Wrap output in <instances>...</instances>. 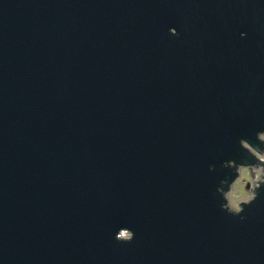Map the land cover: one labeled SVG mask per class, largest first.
Returning a JSON list of instances; mask_svg holds the SVG:
<instances>
[{"label":"water","instance_id":"water-1","mask_svg":"<svg viewBox=\"0 0 264 264\" xmlns=\"http://www.w3.org/2000/svg\"><path fill=\"white\" fill-rule=\"evenodd\" d=\"M261 130L264 0H0V264H264Z\"/></svg>","mask_w":264,"mask_h":264},{"label":"clouds","instance_id":"clouds-1","mask_svg":"<svg viewBox=\"0 0 264 264\" xmlns=\"http://www.w3.org/2000/svg\"><path fill=\"white\" fill-rule=\"evenodd\" d=\"M169 32L172 36L179 35L176 28H170ZM240 36L244 38L246 33L242 32ZM255 138L259 142V148L245 138L239 139L240 148L253 162H238L239 157L223 161L220 167L227 169L234 179L231 182L221 179L215 189V195L221 200V210L232 216H240L241 219L244 218L242 213L245 207L251 205L257 199L259 190L264 188V130L257 131ZM215 169L214 164L209 166L210 171ZM134 237L135 233L131 229L121 227L114 238L121 243H130Z\"/></svg>","mask_w":264,"mask_h":264}]
</instances>
